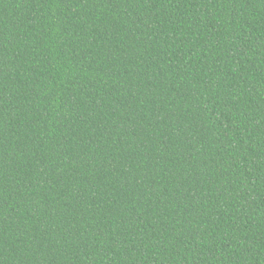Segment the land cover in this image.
Masks as SVG:
<instances>
[{
    "label": "trees",
    "instance_id": "1",
    "mask_svg": "<svg viewBox=\"0 0 264 264\" xmlns=\"http://www.w3.org/2000/svg\"><path fill=\"white\" fill-rule=\"evenodd\" d=\"M0 264H264V0H0Z\"/></svg>",
    "mask_w": 264,
    "mask_h": 264
}]
</instances>
